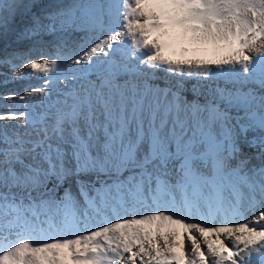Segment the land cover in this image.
<instances>
[{
    "label": "snow or ice",
    "instance_id": "6c2138e0",
    "mask_svg": "<svg viewBox=\"0 0 264 264\" xmlns=\"http://www.w3.org/2000/svg\"><path fill=\"white\" fill-rule=\"evenodd\" d=\"M10 35L0 264H264V0H0Z\"/></svg>",
    "mask_w": 264,
    "mask_h": 264
},
{
    "label": "clouds",
    "instance_id": "9594fccd",
    "mask_svg": "<svg viewBox=\"0 0 264 264\" xmlns=\"http://www.w3.org/2000/svg\"><path fill=\"white\" fill-rule=\"evenodd\" d=\"M60 2H62V0H44V3L53 4V5L56 3H60ZM63 2H67V0H63ZM44 40L45 41H54V37L53 36H45ZM1 48L3 50H17V49L29 50L32 48V42H30V41L20 42V41L15 40L14 43L7 45V46H4V47H1ZM47 51L51 52L52 48L49 47L47 49ZM163 55H165L166 57L171 56L172 59H177V56H176V58H173L174 55H176V53H174L172 50L166 49L164 51ZM202 58H204V57H202ZM135 62L140 63L139 60H137ZM24 71L29 73V75L25 78L24 83H21L20 80H22V79L16 78L14 76V73L11 70H7L4 73L0 74V97L6 96L8 93H12V92H21V91H23V89L26 86H39L41 84V81L39 79H36V77L38 75L36 72L30 71V70H24ZM160 73H161V75H158V76L163 77L164 73L163 72H160ZM91 79L95 80V76H92ZM6 80H7V82H5ZM153 82L159 83V84H161V86H163V80L162 79H158V80L153 81ZM194 82H195L194 80L189 82V84H188L189 89L191 88V84ZM68 83H69V85L72 84L71 81H69ZM55 87L58 89L66 90V86L64 84L57 83L55 85ZM186 97L189 100L193 99L192 92L188 91L186 93ZM201 102H203L202 99H201ZM11 104L22 105L23 102L19 101V100L9 101L7 99H0V112H8L10 109L6 106L11 105ZM19 111L22 113L24 111L23 107H21L19 109ZM17 123H18L17 121H4V122H0V127H3L4 124H7L9 126V128H12V127L16 126ZM0 146H2V145H0ZM259 163H260L259 161L254 159L249 164V168H251L253 166L258 167ZM127 175H128V173L125 172L124 176H127ZM105 178L106 177L101 176V179H105ZM82 179L87 181V180H89V177L85 176V177H82ZM91 179H95V177L93 176V177H91ZM99 186H100L99 184H96V187H99ZM68 187H71L73 196L78 201V207L80 210H82L84 207L83 199H82V197L79 196V193H78V190L76 188L74 181L66 182L65 185L58 191L56 199L59 200L63 196L64 188H68ZM154 187H155V185L153 184V188ZM91 195L95 196V192L91 191ZM38 211H40V210L38 209ZM61 212H62V210H58L55 206H52L51 208L48 209V213L50 215L55 216L57 220L60 219V213ZM41 218L43 219V217H41ZM11 239H15V237L13 236ZM176 242L179 243V238H177ZM6 243H7V241L0 240V246L5 245ZM228 243L231 244V240H229ZM186 247L190 250V247H191L190 241H186Z\"/></svg>",
    "mask_w": 264,
    "mask_h": 264
},
{
    "label": "bare ground",
    "instance_id": "6f19581e",
    "mask_svg": "<svg viewBox=\"0 0 264 264\" xmlns=\"http://www.w3.org/2000/svg\"><path fill=\"white\" fill-rule=\"evenodd\" d=\"M15 40H16L15 37L14 36H11V35L7 39H0V57H4L6 55H9V54L13 53L14 51L17 52V53L24 54L25 56L28 55L29 50H21V49H17V50H3L1 48V47H4V46H7V45H10V44L14 43ZM31 55L33 57H35L36 56V52L33 50L31 52ZM176 56H177V58H179L178 53H176ZM16 63L19 64L20 61L17 60ZM141 66L144 67L143 64H141ZM7 70H10V69L8 67H0V74L1 73H4ZM157 75H161V73L158 72ZM20 82L21 83H24L25 82V79L20 80Z\"/></svg>",
    "mask_w": 264,
    "mask_h": 264
}]
</instances>
